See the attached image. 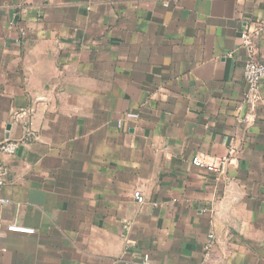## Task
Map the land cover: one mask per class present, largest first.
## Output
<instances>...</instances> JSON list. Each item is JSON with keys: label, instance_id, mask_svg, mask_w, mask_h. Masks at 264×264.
I'll return each mask as SVG.
<instances>
[{"label": "crops", "instance_id": "obj_1", "mask_svg": "<svg viewBox=\"0 0 264 264\" xmlns=\"http://www.w3.org/2000/svg\"><path fill=\"white\" fill-rule=\"evenodd\" d=\"M257 24L264 64V0H0V142L36 133L2 157L0 264H264Z\"/></svg>", "mask_w": 264, "mask_h": 264}, {"label": "built area", "instance_id": "obj_2", "mask_svg": "<svg viewBox=\"0 0 264 264\" xmlns=\"http://www.w3.org/2000/svg\"><path fill=\"white\" fill-rule=\"evenodd\" d=\"M262 31V26L257 24L253 28L244 27L240 32V47L246 53V59L243 64L242 75L245 84L244 102L250 104L252 108L253 104L258 100L259 88L264 80V64L257 62L255 58V41L259 37ZM33 114L30 109L20 110L13 114V120L22 125V137L18 140L6 139L0 142V206L7 205L9 201L2 197L1 192L7 182V176L9 173L8 167L2 161L4 156H13L20 146L29 144L36 140V133L32 125ZM244 121V120H242ZM130 123H135L131 121ZM120 126V122L117 123ZM233 151H230L232 154ZM192 165L198 168H204L210 172H214L221 175L226 165L229 163V157L214 158L211 163H206L199 156H195L192 161ZM134 200L138 204L145 202L144 196L139 190H134L132 193ZM9 232L32 234L33 230L24 229L18 226H8ZM213 244V236H208V241L205 246V250L208 251ZM139 264H149V259L144 256Z\"/></svg>", "mask_w": 264, "mask_h": 264}, {"label": "water", "instance_id": "obj_3", "mask_svg": "<svg viewBox=\"0 0 264 264\" xmlns=\"http://www.w3.org/2000/svg\"><path fill=\"white\" fill-rule=\"evenodd\" d=\"M248 119L252 120V119H253V116H249ZM250 120H249V121H250ZM227 165H228V164H227ZM227 165H226V167H227ZM226 167H225V169H226Z\"/></svg>", "mask_w": 264, "mask_h": 264}]
</instances>
